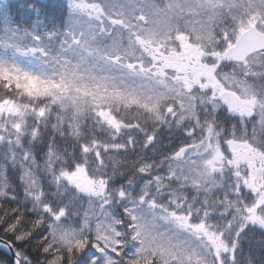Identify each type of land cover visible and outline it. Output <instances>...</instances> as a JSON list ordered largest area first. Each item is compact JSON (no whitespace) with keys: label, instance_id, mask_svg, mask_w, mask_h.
<instances>
[{"label":"snow or ice","instance_id":"6c2138e0","mask_svg":"<svg viewBox=\"0 0 264 264\" xmlns=\"http://www.w3.org/2000/svg\"><path fill=\"white\" fill-rule=\"evenodd\" d=\"M0 264H264V0L0 4Z\"/></svg>","mask_w":264,"mask_h":264},{"label":"trees","instance_id":"16d2710c","mask_svg":"<svg viewBox=\"0 0 264 264\" xmlns=\"http://www.w3.org/2000/svg\"><path fill=\"white\" fill-rule=\"evenodd\" d=\"M13 2V0H0V4H7Z\"/></svg>","mask_w":264,"mask_h":264}]
</instances>
